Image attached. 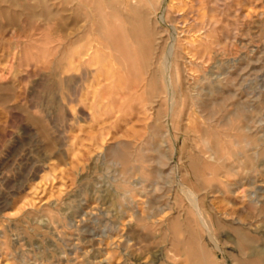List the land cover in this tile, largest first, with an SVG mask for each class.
Segmentation results:
<instances>
[{
  "label": "rangeland",
  "instance_id": "obj_1",
  "mask_svg": "<svg viewBox=\"0 0 264 264\" xmlns=\"http://www.w3.org/2000/svg\"><path fill=\"white\" fill-rule=\"evenodd\" d=\"M220 3L0 0V264H248L240 235L264 247V0ZM211 19L206 67L187 76L181 52L176 95L155 90L167 42Z\"/></svg>",
  "mask_w": 264,
  "mask_h": 264
},
{
  "label": "bare ground",
  "instance_id": "obj_2",
  "mask_svg": "<svg viewBox=\"0 0 264 264\" xmlns=\"http://www.w3.org/2000/svg\"><path fill=\"white\" fill-rule=\"evenodd\" d=\"M228 1L229 0H220V2L223 3V4H226ZM182 15H183V13H182ZM165 16H166V13H165ZM165 16H162V20H165ZM218 23L219 22L216 19L208 20L206 23L203 22L201 24V28L198 31H196V34H195L196 36H189L191 31L182 32L181 33L182 36H181V34H179L183 38L182 46H181V42H180L179 38H177V37L174 38L172 42H169V43L167 42V45L164 48V50H162L161 53L158 54V56H157L158 58L156 59V61H154L152 64H150L149 68H151V71H153V80H154L153 83H151V86L153 88H155V90L161 91L162 81L164 79L165 85H166L170 95L171 96L174 95L173 73L178 75L181 72L180 68H179V57H180V53L181 52H183V54L189 56V58L187 57V60H186V61L190 60L189 64L185 65V67H184L185 68V74L187 76H189V77L193 76L194 77L195 74L199 72V71L193 70L192 68H189V66L193 67V65L195 63H197L198 67L201 66L204 69L206 67V64H207L208 60H211V57L210 58L208 57L209 58L208 59L207 56H206V53H205L204 56H202V58L196 59L195 56H193V51H195V50H197L199 48H203V46L207 47L208 46L207 44L211 43V36L210 35L214 31V29L217 27ZM175 31H178V29H175ZM214 46H216V45H214ZM160 48H161V45H160V42H158L156 51H158V49H160ZM224 48H222V51H223ZM93 50L94 49H87V51L84 53V55L79 56V62L82 61L81 60L82 58L88 57V58H92L91 59V65L93 67L97 66V64H99L98 59H99L100 56L98 54H95V56H94L93 55ZM155 54H157V53H155ZM73 62H74V60H73ZM101 72H102L101 70L99 72H97L95 74V77L91 81H89L87 86L85 87V89L87 91V94H91L92 93V95L94 96V99H96V94H97V91H98V87L100 85V80L99 79L102 76ZM120 85H121V82H120ZM170 111H171L172 114H169V116H170V118H172L173 117V108ZM94 117H93V119H95ZM242 129H244V128H242ZM245 144H246V146L250 145V143H248V142L245 143ZM255 148H256V150H254V155L257 156L258 152H259L258 151L259 148H257V147H255ZM261 149H262V146H261ZM242 155H243V153H242ZM202 157L205 158L204 160H206V162L209 163L210 165L211 164H215L216 165V164H219L221 162V158L219 156H217V154L214 153L211 150H210L209 154L206 153V154L202 155ZM210 175L212 177L215 176L214 173H211ZM184 187H186V186H184ZM204 192H206L204 198H207L206 196L207 195L209 196L211 194L209 192V190H205ZM184 193H186V196L188 197L189 201L195 206L196 213H197L196 215L199 218V220L201 221L202 225L206 228V230H207L208 234L210 235V237L212 239H214L215 238L214 234H213L214 227H213L212 223H210V221H208L207 215L203 211V208L201 207V202L202 201L204 202V200L193 189H187V190H185ZM226 216L228 217V215H226ZM226 216H225V218H226ZM239 223H243V221L239 220ZM262 236L264 237V233L262 234ZM240 238H241V244L243 246L248 247L249 251L251 252V254L249 256L250 261H248V264H264V247L255 245L254 241H251L250 239H248L244 234H241ZM233 243H234V241H233ZM217 249H219L222 253H224L223 249H221L219 247H217ZM200 258H201V262L203 264L205 258H204L203 255H201ZM162 260H163V258L159 259L158 261H154L152 264H159V262H161ZM199 262H200V260H199Z\"/></svg>",
  "mask_w": 264,
  "mask_h": 264
}]
</instances>
